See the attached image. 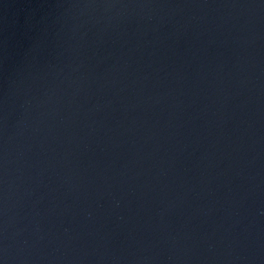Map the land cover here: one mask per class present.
<instances>
[{
	"label": "water",
	"instance_id": "water-1",
	"mask_svg": "<svg viewBox=\"0 0 264 264\" xmlns=\"http://www.w3.org/2000/svg\"><path fill=\"white\" fill-rule=\"evenodd\" d=\"M0 264H264V0H0Z\"/></svg>",
	"mask_w": 264,
	"mask_h": 264
}]
</instances>
